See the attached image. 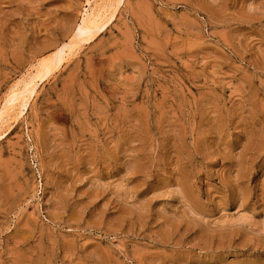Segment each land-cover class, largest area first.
I'll list each match as a JSON object with an SVG mask.
<instances>
[{"label":"rangeland","instance_id":"rangeland-1","mask_svg":"<svg viewBox=\"0 0 264 264\" xmlns=\"http://www.w3.org/2000/svg\"><path fill=\"white\" fill-rule=\"evenodd\" d=\"M1 113L0 264H264V0H0Z\"/></svg>","mask_w":264,"mask_h":264},{"label":"bare ground","instance_id":"bare-ground-1","mask_svg":"<svg viewBox=\"0 0 264 264\" xmlns=\"http://www.w3.org/2000/svg\"><path fill=\"white\" fill-rule=\"evenodd\" d=\"M108 7H110V6H108ZM100 8L102 10V7H100ZM104 9L105 8H103V11H104ZM101 10L100 11L98 10L99 12H97V13H94L96 11H94L92 13L88 12L89 14L85 15L86 17L84 19L82 18L83 21L80 23V25L78 26V28L75 31V35H74L75 39H80L81 38V41H82V40H84V39H82L83 37L88 36L89 34L93 33L94 31L100 29V26L98 25V22L104 16V13ZM92 36H90V38ZM67 45H64L63 47L58 49L54 54H52L51 60H48V62H43L44 64L41 65L43 67L41 75H36V76L32 77V79H30L27 83H25L26 85L24 84L25 85L24 89H21L22 91H20L19 93H16V94L13 93L14 95L12 94L11 98L7 101L6 107H9V106L12 107L13 105H15V103L17 101H19L20 99H24L27 94H33L34 90L39 85L38 79L40 77H42V76H48L53 71V68H57V66L65 58L63 56L64 55V50H65L64 48H68L70 46V45L69 46H67ZM45 60H43V61H45ZM21 107L23 108V110H26L27 104L23 103V104H21ZM2 119H3V113L0 114V123L2 122Z\"/></svg>","mask_w":264,"mask_h":264}]
</instances>
